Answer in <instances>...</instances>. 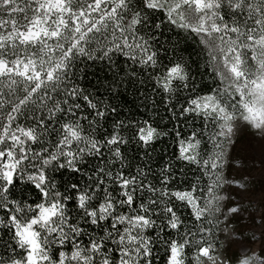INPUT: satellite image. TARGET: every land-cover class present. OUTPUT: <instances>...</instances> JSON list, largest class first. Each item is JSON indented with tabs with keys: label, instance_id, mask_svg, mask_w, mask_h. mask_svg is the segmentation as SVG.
<instances>
[{
	"label": "snow or ice",
	"instance_id": "snow-or-ice-1",
	"mask_svg": "<svg viewBox=\"0 0 264 264\" xmlns=\"http://www.w3.org/2000/svg\"><path fill=\"white\" fill-rule=\"evenodd\" d=\"M168 25L198 37L222 85L179 111L213 127L203 155L202 132H176L177 161L202 170L205 188H174L172 163L153 171L151 152L167 133L150 121L117 120L102 132L116 109L77 82L89 62L111 66L117 54L155 67L156 36ZM188 79L183 63L157 79L173 112ZM239 121L264 133V0H0V248L9 253L0 264H153L158 245L167 264H187L192 247L195 264H226L205 238L212 229L193 231L178 209L209 224L221 213L216 193Z\"/></svg>",
	"mask_w": 264,
	"mask_h": 264
},
{
	"label": "trees",
	"instance_id": "trees-1",
	"mask_svg": "<svg viewBox=\"0 0 264 264\" xmlns=\"http://www.w3.org/2000/svg\"><path fill=\"white\" fill-rule=\"evenodd\" d=\"M160 19L162 17L158 16L157 22ZM156 40L158 43L154 44L153 50L157 53L158 63L155 67L140 65L130 57L117 54L113 57L111 66L104 61L89 62L85 69L88 73L87 78H79L77 82L86 89L87 93L91 94L94 101H99L101 107L116 109L114 113L107 112L108 119L101 121L102 132L105 134L111 132L113 124L117 120L139 121L141 123L145 120L150 121L158 130L167 133V135L160 137L154 145L155 150L151 152L153 171L159 172L166 164L172 163L176 165L175 171L179 177L178 183L173 185L174 188L187 190L197 180H199L200 187L205 188L211 181L207 175L203 174L202 170H198L196 165L189 166L183 161H177L179 148L176 132H180L185 139L193 131L202 132L203 155L213 151L211 141L208 139L213 127L210 123L205 127V121L200 117L189 115L185 119L179 115V111L182 105L186 106V102L190 98L210 95L222 85L213 73L208 63L207 52L195 34L168 25L163 28V35L157 34ZM174 63H183L189 76L188 88H179L172 99V104L176 106L175 112L169 104L164 102L167 94L157 84V79L165 72L166 68ZM81 68H84V65H81ZM79 76L82 77L83 73H79ZM87 111L85 110L84 114H87ZM251 130V126L239 121L235 126L233 137H240ZM97 135L99 137V133ZM133 157L136 159L133 160ZM128 158L132 162L134 171L135 164L140 162L135 145L128 147ZM222 174V187L217 189L216 194L218 195L221 194L224 185V173L222 172ZM60 179L58 177V184ZM62 179L65 181L69 179L67 173ZM17 191L19 192V189ZM24 191L20 194L23 195ZM27 198L30 201L37 200L35 193L32 192L27 193ZM178 211L186 225L191 227L195 224L196 227H193V231H196L201 223L212 229L210 233L205 234V238L214 243V255L217 259L227 261L226 251L232 230L228 213H219L214 217H209L212 221L209 224L195 221L189 207L181 205ZM4 238L7 239V237ZM194 252L195 247L186 250L187 264H195ZM8 254L6 249L0 248V255L7 256ZM239 257L244 258L245 256ZM153 264H167V252L163 245L157 246Z\"/></svg>",
	"mask_w": 264,
	"mask_h": 264
},
{
	"label": "rangeland",
	"instance_id": "rangeland-1",
	"mask_svg": "<svg viewBox=\"0 0 264 264\" xmlns=\"http://www.w3.org/2000/svg\"><path fill=\"white\" fill-rule=\"evenodd\" d=\"M206 96V95H203ZM222 172L225 197L221 214L228 213L232 224L226 251V264H249L264 261V133L253 129L240 137H232L227 147ZM237 207L238 213L228 209ZM244 255L245 257H239Z\"/></svg>",
	"mask_w": 264,
	"mask_h": 264
}]
</instances>
